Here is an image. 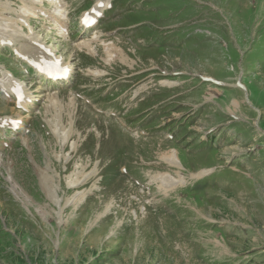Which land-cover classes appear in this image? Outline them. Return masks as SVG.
<instances>
[{"label":"rangeland","instance_id":"374dc122","mask_svg":"<svg viewBox=\"0 0 264 264\" xmlns=\"http://www.w3.org/2000/svg\"><path fill=\"white\" fill-rule=\"evenodd\" d=\"M33 1L0 0V64L29 96L0 94V122L21 120L0 125V264H264V0H112L89 29L97 0ZM37 43L72 88L12 53Z\"/></svg>","mask_w":264,"mask_h":264},{"label":"bare ground","instance_id":"6f19581e","mask_svg":"<svg viewBox=\"0 0 264 264\" xmlns=\"http://www.w3.org/2000/svg\"><path fill=\"white\" fill-rule=\"evenodd\" d=\"M108 1H110V0H97V2H96V4L94 5V7H93V10L94 11H96V12H98V14L100 13L101 14V12L105 9V8H107V6H108ZM26 2L27 3H33L34 1L33 0H26ZM47 2H49V3H51V4H54V3H58L59 2V0H50V1H47ZM5 4H7V2H4ZM98 3H100V5H98ZM25 4V3H24ZM32 5V4H31ZM30 5V6H31ZM41 5L43 6V4L41 3ZM27 6H29L28 4H27ZM33 6V5H32ZM22 7H25V6H22ZM21 7V8H22ZM29 10H30V7H29ZM39 10H40V8L39 9H36L34 12H36V14H34V16L32 15L34 12H32V14L31 13H29V14H26L27 15V20H28V18L29 17H36V15L38 14V12H39ZM12 12H15V10L14 9H12L11 10ZM49 13V12H48ZM91 16H92V18H94V20L97 22V20H98V16L97 15H94V14H91ZM53 17H55L56 18V20H58V18L54 15ZM49 19V18H48ZM96 22L94 23V25L96 24ZM59 27H62V26H59ZM58 31V30H57ZM18 37V36H17ZM20 37V36H19ZM17 39V38H16ZM19 39V38H18ZM13 41H15V40H12L11 41V43L13 42ZM14 44V43H13ZM13 44H12V49L13 50H15L16 52H18V53H20L21 55H24V54H22V52H20L19 50H22V48L23 47H21V49H19V48H17L16 46H13ZM27 45V44H26ZM11 46V45H10ZM20 46V45H19ZM89 46V45H88ZM30 47V46H29ZM28 48V47H27ZM46 48V47H45ZM29 49V48H28ZM27 49V50H28ZM35 50H36V53H37V55H39L40 57H37V61H38V59H40L41 57H44V58H46L48 55H47V53H45L43 50H41V49H39V47H37V48H34ZM27 50H25V51H27ZM88 50H90V49H88ZM28 51H30V50H28ZM24 56H26V58L28 59V60H33V61H36L34 58H30V57H28L27 55H24ZM122 61V60H121ZM38 63H40V61H38ZM64 65V64H63ZM36 70V69H35ZM6 71V72H5ZM5 71H3V72H1L0 73V76H1V78L3 79V80H5V76L7 75V76H10V77H13V78H15L8 70H6L5 69ZM37 71V75H43V76H45L44 74H39V71L38 70H36ZM69 76H70V70H69V73H68V76L65 78V79H67V78H69ZM65 81H68V80H65ZM4 83V82H3ZM4 84H6V86H7V88H9V90L11 91L12 90V87L14 86V84H12V83H4ZM150 87V86H149ZM6 91L4 88H3V86H1L0 85V92H2V93H4V94H10L11 92L10 91ZM6 92V93H5ZM140 93V91L139 90H136L135 91V95H138ZM3 94V95H4ZM4 97V96H3ZM25 96H24V99L23 100H25ZM137 98V97H136ZM32 107V106H31ZM3 126V125H2ZM1 126V127H2ZM159 159H162L164 162H166V164L168 165V166H175L176 164H177V160H176V157H175V152H174V150L171 148V149H167L166 151H164L163 153H161L160 155H159ZM179 168V167H178ZM211 171V168H204V169H201V170H198L197 172H195V173H192V174H190V176H192L191 178H198V177H200V176H202V175H206V174H208L209 172ZM95 173V172H94ZM198 176V177H197ZM160 177V176H159ZM161 179H164L163 177H160ZM155 179H156V177H155ZM157 179H159L158 177H157ZM189 179V178H188ZM190 180V179H189ZM160 181H163V180H160ZM176 182V181H175ZM174 182V183H175ZM78 187V186H77ZM148 187V186H147ZM142 198V197H141ZM154 205V204H153Z\"/></svg>","mask_w":264,"mask_h":264},{"label":"trees","instance_id":"16d2710c","mask_svg":"<svg viewBox=\"0 0 264 264\" xmlns=\"http://www.w3.org/2000/svg\"><path fill=\"white\" fill-rule=\"evenodd\" d=\"M8 236H11L10 234H8V233H6V232H0V244L2 243V242H4V239L5 238H7ZM12 237V236H11ZM1 246V245H0ZM2 249H0V252H2L1 251ZM17 261H16V263L17 264H26V262L24 261V260H22V259H16Z\"/></svg>","mask_w":264,"mask_h":264}]
</instances>
